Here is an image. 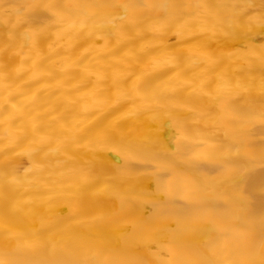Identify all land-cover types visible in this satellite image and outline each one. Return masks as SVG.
<instances>
[{"label":"bare ground","instance_id":"1","mask_svg":"<svg viewBox=\"0 0 264 264\" xmlns=\"http://www.w3.org/2000/svg\"><path fill=\"white\" fill-rule=\"evenodd\" d=\"M0 264H264V0H0Z\"/></svg>","mask_w":264,"mask_h":264}]
</instances>
